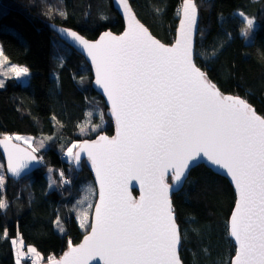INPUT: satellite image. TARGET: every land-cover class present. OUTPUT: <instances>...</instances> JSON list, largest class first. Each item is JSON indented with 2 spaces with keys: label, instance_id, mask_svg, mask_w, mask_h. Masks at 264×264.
<instances>
[{
  "label": "snow or ice",
  "instance_id": "snow-or-ice-1",
  "mask_svg": "<svg viewBox=\"0 0 264 264\" xmlns=\"http://www.w3.org/2000/svg\"><path fill=\"white\" fill-rule=\"evenodd\" d=\"M183 4L179 39L172 47L134 21L128 0H118L129 17L128 30L121 36L108 32L90 43L75 31L60 30L91 57L96 83L111 101L119 131L111 139L100 135L80 149L96 167L100 203L95 207L91 234L57 264H90L92 260L182 264L181 231L169 193L180 189L190 168L204 158L225 170L239 192L230 223V234L239 245L234 264H264V116L244 98L222 93L196 65L192 36L197 5L195 0H183ZM59 15L67 19L66 10ZM240 15L245 21L241 34L247 36L255 21L243 12ZM0 58L6 60L2 49ZM10 71L17 77L28 75L26 67H11ZM11 139L6 137L0 144ZM11 147L22 153L15 157L9 153V170L14 176H20L31 161H43L17 145ZM76 147H69L67 154L78 163L79 153L73 156ZM133 180L143 189L138 201L128 191ZM3 183L0 176V186ZM6 206L0 200V209ZM6 236V231L0 233V238ZM27 251L39 256L35 248ZM20 255L15 264H20Z\"/></svg>",
  "mask_w": 264,
  "mask_h": 264
},
{
  "label": "trees",
  "instance_id": "trees-1",
  "mask_svg": "<svg viewBox=\"0 0 264 264\" xmlns=\"http://www.w3.org/2000/svg\"><path fill=\"white\" fill-rule=\"evenodd\" d=\"M195 1L201 17L196 64L223 93L244 98L264 116V0ZM130 2L155 37L165 44L175 41L183 0ZM61 10H66L67 19L59 15ZM241 12L259 26L250 33L251 43L241 34L245 26L237 15ZM53 24L93 40L104 31L121 33L124 29L112 0H0L4 56L32 72L27 85L9 79L0 87V139L30 135L50 142L49 151H35L43 157L39 170L19 182L7 179L5 190L0 187V200L7 205L0 209V233H7L0 238V264H15L11 239L35 248L41 259L59 258L81 242L89 231L80 228L73 214L66 219L65 233L56 230L57 219L65 208L72 209L74 198L49 190L45 172L54 166L68 170L65 163L54 165L53 155L100 135L82 134L92 113H97L93 124L101 123V114L108 125L102 132L114 133L108 107L92 87L88 63L59 39ZM0 158L4 163L1 152ZM83 170L79 174L73 168L78 176L73 183L75 193L93 180L86 162ZM172 199L181 229L183 263L231 264L236 247L229 238V219L236 195L228 180L200 165L191 170L184 188Z\"/></svg>",
  "mask_w": 264,
  "mask_h": 264
},
{
  "label": "water",
  "instance_id": "water-1",
  "mask_svg": "<svg viewBox=\"0 0 264 264\" xmlns=\"http://www.w3.org/2000/svg\"><path fill=\"white\" fill-rule=\"evenodd\" d=\"M128 3L131 6V12L133 14L134 21H139V23L142 24L148 30L149 34L154 39L160 41V43L164 44L166 47H172V46L175 45V42L177 41V39H179V27H180L181 20L183 19V7H184V4L183 3H182V6H181V9H180L178 28H177V31H176V38H175V41L172 44H165L164 42H162L161 40H159L157 37H155L152 34V32L150 31V29L139 19V17L137 16V13L135 12L134 8L131 5L130 0H128ZM195 3H196V1H195ZM112 4H113L114 9L117 11L118 15L120 16V18L122 19V21L124 23V29H123V31L121 33H114L111 30H107V31L102 32L96 39L93 40V39H89V38L85 37L84 35H82L80 32H78L75 29L68 28V27H63V26L55 25V24L52 25V27H53L55 33L57 34V36L59 37V39L62 40L63 42H65L70 47H72L80 55H82L84 57V59L86 60V62L88 63V65H89V67L91 69V72H92V76H93L92 87L95 90V92L98 93L103 98L106 106L108 107V116L110 117V119L113 122V127H114V133H113V135H108L107 133L100 134V135L107 136L109 139L114 138V137L117 136V133L119 131V126L117 124V120H116L115 115H113L112 107H111V101L108 99L107 93L104 91V89L100 85H98L96 83V66L92 62L91 57H89L87 55V52L85 50H83L78 43L72 41L70 38H68L66 36H63L61 34V31L60 30H62V29H69L71 31H75L80 36H82L84 39L88 40L90 43L97 42L101 38V36H103L105 33H108V32H110L113 36H121V35H123V33L125 31L128 30L129 17L124 14L123 7L122 6H118V0H112ZM200 19H201L200 13H199V9L197 7L196 25H195V28L193 30V36H192V52H193L194 62H195V52H196V46H197V38H198V35H199V30H200ZM225 95H233V94H225ZM233 96H236V95H233ZM257 114H259V113L257 112ZM100 135L96 136L93 139H86L83 142H81L79 148L77 149V151L75 153V155L77 153H79V162L77 163L74 160V167L76 168V170L78 172H81L82 171V169H83V163L86 162L87 167H88V169H89V171L91 173V176L93 178L94 184H95L96 189H97V200H96V203H95V206H94V209H93V213H92L91 226L95 224V207L100 203L99 196H100V191H101V185H100V178L97 175V170H96V167L93 166L92 160L88 157V154L86 152L81 151L80 149L83 148V145H84L85 142L91 143V142L97 140ZM5 138L6 137H3L0 140H4ZM12 145H17L20 149H23L26 152L31 153L34 156H37V157H39V156L37 155L36 152H33V149L32 148L27 147V146H25V145H23L21 143H18V142H16L13 139L6 140L5 143L0 144V152H1V155H2V157L4 159V164H5L7 178L8 179H12V180H14L16 182H19L20 180L24 179L25 177H27V176L31 175L32 173L36 172L37 170H39L42 167V162L37 163L36 161H31L29 163V166L22 171V173H21L20 176H14L13 173L9 170V162H10L9 161V153L10 152L13 153V157H15L16 155H22V153H16L15 149H13L11 147ZM200 165H205L206 167H208L209 169H211L215 174H217V175H219V176L227 179L228 182L231 184V186L234 189V192H235V195H236V202H235L233 211H232L231 216H230V219H229V238L234 243V245L236 247V254H237L239 245H238V242L235 240V238L233 236H231V234H230V223H231V217L235 213L236 206L239 203V192H238V189L235 187V182L231 179V176L228 175V174H226L225 170L219 169L218 167H215V166H211L210 163L206 162V158L201 159L200 162L198 163V165L196 167H198ZM196 167L190 168V171L187 174V179L189 177V174H190L191 170L194 169V168H196ZM169 182H171L170 179H169ZM185 184H186V182L183 183V185H182V187L180 189H174V190L170 191V193H169L170 199H171L172 208L174 209L175 222H176V224L178 226H179V224L177 223V217H176V213H175V208L173 206V199L172 198H173V195L179 193L184 188ZM128 191H129L131 197L133 199L137 200V201L140 199V196L143 194V189L140 187L139 182L138 181H135V180H133V181L130 182V184L128 186ZM179 229H180V226H179ZM180 231H181V229H180ZM90 234H91V228H90L89 232L83 237V239L81 240L80 243L70 246L61 255V257H59L58 259L52 261L51 263H44V264H57L58 261H60V260L63 259L64 254L67 253L70 250V248H72V247H78L79 245L83 244L84 243V240H85V237L86 236H89ZM181 245H182V236H181V244H180V247H179V258L182 261L181 255H180ZM236 254H235V256H236ZM235 256H234L231 264H234ZM90 264H103V261H99L98 262L97 260H92L90 262ZM182 264H184L183 261H182Z\"/></svg>",
  "mask_w": 264,
  "mask_h": 264
},
{
  "label": "rangeland",
  "instance_id": "rangeland-1",
  "mask_svg": "<svg viewBox=\"0 0 264 264\" xmlns=\"http://www.w3.org/2000/svg\"><path fill=\"white\" fill-rule=\"evenodd\" d=\"M237 15L244 21V18L240 15V13H237ZM254 27L249 30V33L247 35V43H251V36L250 33L253 31L258 30V23L254 19ZM245 22V21H244ZM0 49L1 48V43H0ZM5 57V56H4ZM11 67H25L21 66L18 64L11 63L7 58L6 60L4 58H0V83L5 84V82L9 79H16L18 82H20L23 85L29 84L31 77H32V72L28 69V75L27 76H20L17 77L15 73L10 71ZM108 113V112H107ZM97 113H92L89 117V122L83 126L82 128V134L83 136L86 135H94V134H103V130L108 127L107 121H105V118L103 115L100 114L101 116V123L100 124H93L92 119H94V116ZM12 137L13 140H15L18 143H21L27 147H30L32 149H36V152H41V151H49L50 145H49V139L47 140L46 138H37L34 136L30 135H9ZM21 137V139L17 140L15 137ZM27 141V142H25ZM41 142H43V147H40ZM73 144H76L77 147L73 148V156H75V153L77 149L79 148L81 142H75ZM72 144V145H73ZM71 145V146H72ZM62 149H60V156L53 155L56 158H53V164L54 165H62L63 163L67 164L68 170L65 169H55L54 167H49L46 170V176L48 178L49 184H48V189L49 190H58L60 193L65 194H70V196L73 199V206L72 209L69 210L70 208H63L64 213L59 216L57 221L59 223H55V228L57 231L60 233H65V222L66 219L70 216V214H73L76 221L78 222L80 228L84 231H89L91 228V219H92V213L93 209L97 200V189L94 184V181L88 180L86 181L83 185L82 188L78 192L73 191V183L75 182V178L78 176L74 174L73 168L75 171L76 168L74 167V160L68 156L67 154V149L62 152ZM58 157V158H57ZM43 165V164H42ZM78 172V171H77ZM84 170L82 169L81 172H78L79 174L83 173ZM61 173L63 175L61 176ZM68 174V175H67ZM0 176L4 178V183L2 186H0L3 190H5L6 184H7V175H6V169H5V164L0 158ZM85 177V175H82V178ZM75 179V180H74ZM81 212H86L87 215L84 217H81L80 213ZM2 229L1 223H0V230ZM23 243V242H22ZM25 247V248H24ZM14 248L16 251L15 257L17 258V254L19 252H22L24 255L21 263H27V264H44L43 262L47 263L45 258L41 259V256H36V253H30L27 251L26 245L23 243V246H21V241L18 240L16 244H14ZM23 249V250H22ZM25 253V254H24ZM20 258V256H19ZM58 259V258H57Z\"/></svg>",
  "mask_w": 264,
  "mask_h": 264
},
{
  "label": "built area",
  "instance_id": "built-area-1",
  "mask_svg": "<svg viewBox=\"0 0 264 264\" xmlns=\"http://www.w3.org/2000/svg\"><path fill=\"white\" fill-rule=\"evenodd\" d=\"M56 258L54 256L48 257L46 259V261H48L47 263H51L52 261H54Z\"/></svg>",
  "mask_w": 264,
  "mask_h": 264
},
{
  "label": "crops",
  "instance_id": "crops-1",
  "mask_svg": "<svg viewBox=\"0 0 264 264\" xmlns=\"http://www.w3.org/2000/svg\"><path fill=\"white\" fill-rule=\"evenodd\" d=\"M25 248V247H24ZM23 250V249H22ZM16 252V251H15ZM19 253H21L22 254V252H19ZM25 254V253H24ZM23 257H24V255L22 254V255H20V262L22 261V259H23ZM17 258H18V256H17Z\"/></svg>",
  "mask_w": 264,
  "mask_h": 264
},
{
  "label": "bare ground",
  "instance_id": "bare-ground-1",
  "mask_svg": "<svg viewBox=\"0 0 264 264\" xmlns=\"http://www.w3.org/2000/svg\"><path fill=\"white\" fill-rule=\"evenodd\" d=\"M55 258H56V257H55ZM56 259H57V258H56ZM56 259H55V260H56Z\"/></svg>",
  "mask_w": 264,
  "mask_h": 264
}]
</instances>
